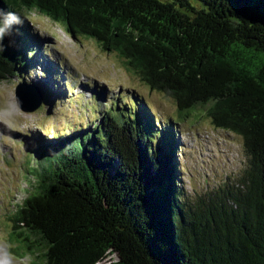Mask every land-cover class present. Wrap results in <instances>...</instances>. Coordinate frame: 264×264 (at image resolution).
<instances>
[{"label":"trees","instance_id":"1","mask_svg":"<svg viewBox=\"0 0 264 264\" xmlns=\"http://www.w3.org/2000/svg\"><path fill=\"white\" fill-rule=\"evenodd\" d=\"M0 3V81L33 58L24 22L37 12L116 53L182 119L206 107L214 128L241 137L247 158L243 191L228 186L188 212L174 127L155 126L137 103L126 117L107 110L93 130L38 146L35 181L10 218L15 255H33L30 264H264V0Z\"/></svg>","mask_w":264,"mask_h":264},{"label":"rangeland","instance_id":"2","mask_svg":"<svg viewBox=\"0 0 264 264\" xmlns=\"http://www.w3.org/2000/svg\"><path fill=\"white\" fill-rule=\"evenodd\" d=\"M27 16L23 36L30 35L29 49H37L35 59L0 81V264H30L35 259L15 255L8 238L10 218L35 181L28 169L35 168L42 156L38 146L80 134L83 128L93 130L107 110L126 117L137 103V108L145 106L155 126L174 127L176 188L186 211H193L200 198L208 201L228 186L244 190L239 181L247 166L242 139L214 128L206 107L198 106L182 119L174 101L140 81L116 53L102 51L92 39L69 36L40 13ZM19 82L31 84L35 96L39 92L41 103L35 110L18 106L14 91ZM153 138L154 146L161 142Z\"/></svg>","mask_w":264,"mask_h":264},{"label":"water","instance_id":"3","mask_svg":"<svg viewBox=\"0 0 264 264\" xmlns=\"http://www.w3.org/2000/svg\"><path fill=\"white\" fill-rule=\"evenodd\" d=\"M2 14V8L0 3V17ZM33 86L29 83L19 82L15 87V98L18 101V106L24 108V110L33 111L41 103V96L39 92L35 96L33 94ZM34 97L35 100H34ZM31 100V101H30ZM33 102V103H32Z\"/></svg>","mask_w":264,"mask_h":264},{"label":"clouds","instance_id":"4","mask_svg":"<svg viewBox=\"0 0 264 264\" xmlns=\"http://www.w3.org/2000/svg\"><path fill=\"white\" fill-rule=\"evenodd\" d=\"M15 19H16V17H15V16H12V17L10 18L9 22H11V20H15ZM0 31H2V29H0ZM96 264H101V263L97 262Z\"/></svg>","mask_w":264,"mask_h":264}]
</instances>
